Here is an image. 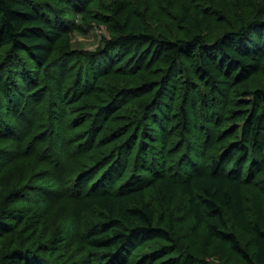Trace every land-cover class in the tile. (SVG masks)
Listing matches in <instances>:
<instances>
[{
  "label": "trees",
  "instance_id": "1",
  "mask_svg": "<svg viewBox=\"0 0 264 264\" xmlns=\"http://www.w3.org/2000/svg\"><path fill=\"white\" fill-rule=\"evenodd\" d=\"M92 1L0 0V167L28 157L44 167L36 181L17 186L0 210V242L14 238L3 264H131L133 253L143 243L174 241L157 224L165 222V214L157 216L148 200L150 189L182 197L179 220L193 221L194 232L202 230L208 241L225 243L245 264H264V216L257 222L248 218L242 174L247 164V179L261 173L264 156L254 152L262 148L263 118H249L241 142L235 145L237 152L227 144L210 165H201L199 160L211 142L212 104L261 71L264 19L235 23L216 40L200 34L172 39L162 34L124 33L108 42L109 49L98 62L90 60L79 69L70 85V76L64 75L69 64L65 58L58 62L54 57L62 38L60 24L70 9L83 12ZM218 1L230 7L229 0ZM191 10L188 7L183 13L186 23H191ZM209 15L204 14L205 21H210ZM146 45L153 46L155 60L169 70L158 91L157 107L146 118L159 128V134L142 122L141 130L133 134L118 128L103 138L114 109L128 91L109 95L108 106L100 108L93 121L87 120L89 116L74 118L75 107L97 84L98 70L121 52L131 57L133 47L141 50ZM138 55L143 57L141 52ZM138 60L139 56L131 60L134 72L143 69ZM179 73L193 89L187 98L190 110L182 105L175 119L174 110H165V105L174 101L169 99L170 90L173 96L177 91L172 75ZM198 83L205 85V95L198 92ZM199 96L205 105L202 122L196 117ZM201 127L205 133L198 132ZM169 132L177 133L188 146L175 163L171 162L175 156ZM218 138L224 140L222 132ZM105 146L110 148L100 152ZM80 162V168L69 175L70 167ZM232 163L237 168L229 171ZM66 200L74 202L70 224L52 228L36 207ZM226 214L253 237V255L230 229ZM21 236L25 239L19 243Z\"/></svg>",
  "mask_w": 264,
  "mask_h": 264
},
{
  "label": "rangeland",
  "instance_id": "2",
  "mask_svg": "<svg viewBox=\"0 0 264 264\" xmlns=\"http://www.w3.org/2000/svg\"><path fill=\"white\" fill-rule=\"evenodd\" d=\"M121 2H124V5L120 9ZM228 6L230 7L221 4L218 0H93L85 11L70 9L66 19H63L60 24L62 38L55 46L54 57L59 58L58 62L65 58L63 61L69 64L70 69L67 66L64 75L70 76L68 82L71 85L79 69L83 70L90 60L97 59L98 62L102 58V53L109 49L108 42L124 33L162 34L172 39H189L200 34L208 40H216L230 31L235 23L240 25L250 18L264 19V0H229ZM188 7L192 9L190 11L191 23H186L183 19V13ZM196 11L201 13L196 14ZM208 12L211 19L205 21L203 16ZM140 52L143 57L138 55ZM137 56H139L138 62L142 64L143 69L134 72L131 70V60H135ZM2 59L3 53L0 54V61ZM168 75V68L155 60L151 45H146L141 50L133 47L131 57L121 52L119 58L110 61L106 67L98 70L97 84H92L88 95L84 96L75 107L76 112L73 117L89 116L87 120L93 121V117L99 114V109L108 106L109 95L128 91V96L119 105L117 104L118 107L115 106L117 108L114 109L111 121L105 127L107 131L102 135L103 138L108 136L106 134L117 131L118 128H127L133 134L141 130L142 122L155 127V124L146 121V118L157 107L155 102L158 98V91ZM172 77L175 79L174 84L177 91L173 96L170 95L172 94L170 90L169 99L173 98L174 101L170 103L172 100H169L167 106L165 105V110L167 108L174 110L175 119H177L182 105L190 110L187 98L193 89V84L182 77V73L175 77L172 75ZM199 91H204L205 95V85L198 83ZM201 98L202 96L198 98L196 113L197 121L199 119L200 122L205 116V105L200 101ZM212 106L213 113H215L214 126L209 132L211 142L205 155L199 159L203 162L201 165L204 166L210 165L213 159L219 158L227 144L232 145L234 152H237L235 145L238 146L241 142L243 129L251 116H261L264 120V57L261 71L257 76L227 90L221 102L216 101ZM201 131L205 133L206 130L201 127L198 132ZM219 132L224 135L223 141L218 138ZM74 133V135H79L78 132L74 131ZM154 134H159V128H156ZM168 137L175 156L171 162L175 163L176 160L179 161L188 146L181 142V138L175 132L170 133ZM261 144L262 148L255 150L254 154L257 152L264 156V138ZM109 148L110 146L102 147L100 152ZM229 161H234L233 155ZM82 164L80 162L70 167L69 175H73ZM244 166L242 174L246 212L250 220L257 222L261 216H264V165L260 168L261 173H256L252 179L246 177L250 166L248 164ZM43 168L31 157L19 158L0 167V210L5 202L12 199L17 186L27 183L29 185L36 181L44 171ZM232 168H237L235 163H232L228 170ZM147 195L157 216L161 218V215L165 214V222L158 221L157 224L168 230L174 241L167 243L154 240L143 243L133 253L131 264H245L225 243L208 241L202 230L194 232L192 230L193 221L181 223L179 219L182 197H169L162 191L154 189L148 190ZM36 208L41 215H45L43 221L52 228L64 227L70 224L69 216L74 210V202L72 200L58 203L43 202ZM226 216L230 229L253 255L255 252L253 237L242 232L229 219V215L226 214ZM24 239L21 236L19 243ZM13 246V237L8 236L0 242V264H3L6 252ZM189 259L195 260V263L187 262Z\"/></svg>",
  "mask_w": 264,
  "mask_h": 264
}]
</instances>
